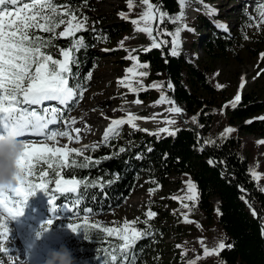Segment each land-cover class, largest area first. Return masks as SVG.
I'll return each mask as SVG.
<instances>
[{"label": "trees", "instance_id": "1", "mask_svg": "<svg viewBox=\"0 0 264 264\" xmlns=\"http://www.w3.org/2000/svg\"><path fill=\"white\" fill-rule=\"evenodd\" d=\"M58 2L70 4L78 9L77 15L82 14L88 18V31L77 34L85 37L87 45L86 49L76 53L79 66H73V72L78 75L79 80L70 81L82 83L88 89L89 80L85 78L96 67L98 56L95 48L101 44H109L122 29L117 25L106 27L95 21L91 16L93 0ZM133 2L137 7L126 13L130 21L136 19L143 10L140 2ZM152 2L170 16H175L180 11L178 0ZM195 3L201 5L199 2ZM241 17L244 19L243 15ZM192 22L195 26L199 19L194 18ZM205 22L210 33L205 38L203 52L212 59L228 56L239 44L238 40L219 29L216 26L219 22L211 17H207ZM177 26L165 19L159 27L174 33ZM194 26L192 35L195 40L202 39V34ZM61 30L62 28L57 31ZM157 39L167 40L169 43L147 52L144 49L149 47L141 46L131 53L139 57L140 63L149 65L146 69H138L148 72L147 77L135 78L142 79L147 87L140 94L146 97L150 91H166L182 109L181 114L186 122L178 118L175 124L167 126L177 130L174 136L160 133L142 140L139 139V131L131 130L128 143H120L116 136L107 144H100L96 151L85 153L94 160H100V163L89 168L67 169L65 175L88 176L90 180L101 182L103 188L82 191L79 208L81 212L84 208L93 210L90 222L104 226H112L114 222L122 224L119 221L101 222L96 218L119 208L131 196L138 180L142 178L154 189L165 186L174 173H187L196 185L198 198L186 212L192 223H185L183 216L182 223L177 228L181 241L174 243V249L179 264H188V261L197 256L203 257V247L199 243L201 239L209 249L216 248L220 241L230 243L232 247L225 248L219 256L201 258L197 264H203L204 261H208L205 264H264V235L261 234V227L264 226V191H261L260 183L250 173V170L263 163L264 151L261 150L264 149V144L247 141L248 136L264 139V119H260L264 117V99L251 92L242 95L240 103L232 107L230 102L238 93L237 83H222L217 72L199 62L195 54V42L189 46L192 54L190 59L182 50H179L178 56H171L170 35H162ZM55 43L66 47L69 41L59 39ZM49 50L56 55L55 49ZM132 65L133 61L130 67ZM154 82L164 86L160 89L151 88L150 85ZM169 83L172 84V89L168 88ZM217 85L223 87L218 88ZM193 117H196L195 121ZM227 128H232L233 131L224 135ZM121 148L124 149L123 152L120 151ZM262 172L264 170L258 171ZM75 198L76 194H66L60 198L57 206L63 207V203L71 206ZM253 209L256 216L253 215ZM18 219L30 233L29 243H36L41 252L46 247L51 250L66 247L75 258V264H103L101 258L105 257V249L110 251L113 245L120 243L96 229L88 233L91 237L89 240L84 238L82 232H71L68 228L71 215L64 217L60 211L53 213L48 196L43 192H37L29 198L23 215ZM50 219L53 220L50 229L41 232V226ZM161 221L164 222L165 219ZM136 227L146 230L149 235L139 240L135 246V264H155L157 244L162 241L163 237L160 235L165 231L149 224H136ZM195 242L200 246L197 247ZM177 245L181 247L178 248ZM182 252H186V255L182 256Z\"/></svg>", "mask_w": 264, "mask_h": 264}, {"label": "snow or ice", "instance_id": "2", "mask_svg": "<svg viewBox=\"0 0 264 264\" xmlns=\"http://www.w3.org/2000/svg\"><path fill=\"white\" fill-rule=\"evenodd\" d=\"M193 2L202 3L204 0H178L180 11L175 16L152 2V0H140L143 10L136 19L130 22L135 25V31L144 33L151 40L149 48H161L169 43L167 40H158L157 37L170 35L171 56L179 55L180 34L182 31L192 32L187 24L181 23L185 19V7ZM127 7L131 12L137 5L133 0H128ZM205 7H208L205 5ZM259 21L255 23L259 27L264 23V3L258 5ZM78 9H74L68 3H59L58 0H0V140L10 137L23 145V152L17 161V169L20 175L17 177V186L10 191L0 192V253H7L5 244L9 236V223L23 215L24 209L30 197L37 192H43L48 196V202L53 213L58 211L57 203L66 194H76L71 206L63 203V209L70 213L71 221L68 228L73 233H83L86 240L91 239L88 233L96 229L109 238H115L120 243L113 245L111 250L105 249V257H102L103 264H135V246L137 242L149 235L146 230L136 227L137 221L125 220L122 224L104 226L96 222H90L91 208H84L81 212V192L89 188H103V184L96 180H90L88 176L77 177L66 176L65 170L72 168H89L93 164H99L100 160H94L91 156L85 155L89 151H96L99 144L82 145L81 147H70V144H81L82 129L72 127L77 124L75 118H66L65 112L73 110L84 98L87 91L82 83H70L79 80L73 72V66H79V59L76 53L86 49L85 37L78 33L88 31L86 16L77 15ZM209 15H217V10L208 7ZM122 19H129L125 13H120ZM165 19L169 23L177 24L175 32H168L159 26ZM255 20V18H253ZM155 25V26H154ZM223 31L228 30V25L217 23ZM61 31H57L61 29ZM155 32V35L153 34ZM64 39L69 41L66 47L58 46L55 41ZM127 39V38H125ZM120 47H124L123 41ZM49 49H55L56 55ZM107 51V50H106ZM264 57V54H261ZM127 59L133 61V65L126 69V75L118 83L126 87L130 92L138 96L139 91H146L147 87L142 79L136 77H147L148 72L138 71L149 67L147 63H140L138 56L129 53ZM86 80L91 79L88 73ZM139 85V87H135ZM245 82L242 78L241 89ZM164 85L154 82L151 88L160 89ZM172 84L168 88L172 89ZM218 88L223 87L217 85ZM241 101L238 92L231 101V106L236 107ZM54 102V103H53ZM141 104L140 99L132 101ZM168 103L172 105L167 111L170 114H181L182 109L164 94H161L157 105ZM227 107V105H226ZM107 118V117H106ZM137 119H155L137 117L128 113L125 118L112 119L104 130L102 141L107 144L110 139L119 135L120 128L127 124L132 128L147 132V129H140L135 123ZM260 119H264L261 117ZM196 117H193V121ZM167 125L176 123L174 119L162 121ZM251 122V121H249ZM63 125V128L52 127ZM85 127H88L85 125ZM177 130L170 127L160 128L156 133L159 135L167 133L174 136ZM233 131L232 128L225 129L224 135ZM66 138L68 143L60 144V140ZM51 142V143H49ZM258 143L264 144V141ZM124 151L123 148L120 149ZM83 158L78 160L77 158ZM111 157H105L109 159ZM212 163V161H209ZM254 180L259 182L260 174L250 170ZM112 181H108L111 183ZM187 183V193L184 197H172L179 201L184 208L185 199L196 201L198 198L196 185L190 180ZM155 189H149L153 194ZM243 191V189H242ZM264 191V188L261 189ZM147 220H152L157 213L150 208L145 213ZM253 215L257 213L253 209ZM185 223H192L188 216L184 215ZM53 220H48L41 226V232L50 229ZM147 224V221L144 222ZM199 227V225H198ZM261 234L264 235V226L261 227ZM203 247V257L197 256L188 261V264H197L201 258L219 256L225 248L232 245L220 241L216 248L209 249L204 245L203 239L199 241ZM177 247H181L177 245ZM181 255H186L182 252Z\"/></svg>", "mask_w": 264, "mask_h": 264}, {"label": "rangeland", "instance_id": "3", "mask_svg": "<svg viewBox=\"0 0 264 264\" xmlns=\"http://www.w3.org/2000/svg\"><path fill=\"white\" fill-rule=\"evenodd\" d=\"M133 1L140 2V0ZM127 2L128 0H93L92 18L106 27L117 25L122 30L110 40L109 44H101L95 48L98 56L97 64L91 73L88 89L84 93L85 97L104 92V96L99 97V102H108L105 110L94 109L93 117L97 127V132H95L97 138L90 139L88 135H85L86 137L81 139V144L73 143L69 145L70 147L78 148L82 145L103 144L102 136L111 120L125 118L128 113H133L137 117H155V119H148L147 121L137 119L135 121L140 129H147V132L136 130L127 124L123 125L118 135L120 143H128L129 139H131L129 135L131 130L140 132L138 134L139 139L150 138L152 135L149 133L168 126L162 122L165 119L177 120L181 118L186 122L181 114H170L167 111L172 105L168 103L156 104L160 100L161 94L175 101L166 91H150L146 97L141 96L139 91L137 96L118 83L120 79L125 77L126 69L130 67L132 62L131 59L126 58L127 54L134 52L141 46L150 47L151 45V40L146 34L135 31L136 26L129 19L121 18L120 13L126 14L129 12ZM261 3H264V0H204L201 5H197L195 2L187 5L185 7V19L181 23L187 24L192 29L194 26L193 19L198 18L199 22L194 27L202 34L203 38L195 40L192 32L182 31L179 50H182V53L191 59L192 54L189 46L195 42L197 45L195 54L199 62L205 63L213 71L217 72L222 83L235 82L238 85L241 96L254 92L264 99V57L261 55L264 54V23H261L259 27L255 26V23L260 19L258 16V5ZM205 5L216 9L217 15H209L208 7H205ZM242 15L244 19L241 17ZM207 17L228 25L226 33L238 40L239 44L234 47L233 52L229 53L228 56L212 59L203 52L206 42L205 38L210 33L205 25ZM121 41L124 43L123 48L120 47ZM242 78L245 82L243 89L240 87ZM134 86L139 87V85L135 84ZM137 98L142 101L141 104L132 102ZM99 102L95 101L94 104H99ZM77 106L68 112L65 117L70 118L77 110ZM53 127L63 128V125ZM80 129L84 132L86 127ZM247 141H264V139L248 136ZM65 143H68L66 138L60 140L61 145ZM261 151H264V149ZM262 161V165L254 168L257 172L264 170V159ZM259 174L261 176L259 183L264 188V172ZM189 180L193 183L187 173H174L165 186L154 188L155 191L150 195L149 189L151 188L147 181L142 178L138 180L131 196L119 208L113 209L108 214L96 219L101 222L119 221L121 223L125 220H136L137 224H145L144 222L147 221L149 225L163 228L165 233L160 235L163 238L157 244V258L154 263L179 264L174 249V243L181 241L177 228L182 223V217L192 208L196 201L185 199L183 203L188 204L189 208H184L179 201L172 197H184L187 193L186 182ZM57 208L62 215L66 216L68 214L63 207L57 206ZM149 208L157 213L150 221L147 220L145 215ZM174 211L175 213L173 214ZM162 219H165V221L162 222ZM9 229L8 240L5 244L7 253H0V264H44L41 261H44L46 256H33L39 248L32 243L27 244L30 233L18 218L9 223ZM199 246V243H197V247ZM11 250L16 252L13 254L9 253ZM45 252L46 254L50 253L49 250ZM205 263H208V261L203 262V264Z\"/></svg>", "mask_w": 264, "mask_h": 264}, {"label": "clouds", "instance_id": "4", "mask_svg": "<svg viewBox=\"0 0 264 264\" xmlns=\"http://www.w3.org/2000/svg\"><path fill=\"white\" fill-rule=\"evenodd\" d=\"M23 152V145L6 137L0 140V192L10 191L17 186V161ZM44 264H75V258L70 250L61 247L52 250L45 259Z\"/></svg>", "mask_w": 264, "mask_h": 264}, {"label": "bare ground", "instance_id": "5", "mask_svg": "<svg viewBox=\"0 0 264 264\" xmlns=\"http://www.w3.org/2000/svg\"><path fill=\"white\" fill-rule=\"evenodd\" d=\"M90 94V93H89ZM104 92L100 93L98 95H87L83 98L82 101L79 102V105L77 106V110L71 115L70 118H75L77 120V124L73 125L72 127L76 128H84L85 125L86 130L84 132H81V137H86L85 135H88L90 139L97 138V135L95 132H97L96 123L93 117L94 109L100 108V109H106V106L108 105V102L100 101V96H104ZM97 101L99 104H94V102ZM112 101V100H111ZM53 127V126H52ZM51 143V142H49ZM16 251L11 250L9 253H15ZM41 262H45L41 261Z\"/></svg>", "mask_w": 264, "mask_h": 264}]
</instances>
